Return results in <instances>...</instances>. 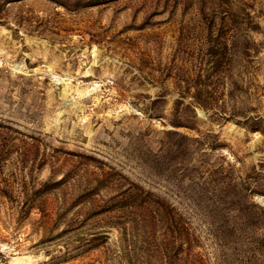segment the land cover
<instances>
[{"label": "rangeland", "instance_id": "rangeland-1", "mask_svg": "<svg viewBox=\"0 0 264 264\" xmlns=\"http://www.w3.org/2000/svg\"><path fill=\"white\" fill-rule=\"evenodd\" d=\"M0 264H264V0H0Z\"/></svg>", "mask_w": 264, "mask_h": 264}]
</instances>
